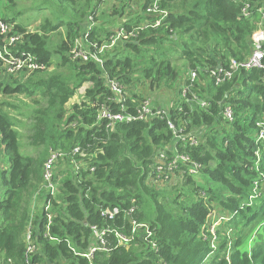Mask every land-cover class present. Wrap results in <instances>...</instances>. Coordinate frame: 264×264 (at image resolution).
Wrapping results in <instances>:
<instances>
[{
    "label": "trees",
    "instance_id": "trees-1",
    "mask_svg": "<svg viewBox=\"0 0 264 264\" xmlns=\"http://www.w3.org/2000/svg\"><path fill=\"white\" fill-rule=\"evenodd\" d=\"M153 1L140 2V13L131 10L133 16L114 30L105 24L116 20L107 18L125 6L107 9L104 0L39 4L51 7L52 14L54 4L62 9L67 5L66 12L77 21L70 23L65 39L49 41L40 31L26 36L24 47L44 63L51 65L54 54L61 57L57 72L38 70L25 80L0 83L5 96L33 98L36 90L41 92L28 113L26 145L17 117L4 110L6 104L19 107L0 99V148L7 156L0 172V264H28L29 230L36 246L31 263L264 264V142L257 140L258 124L264 122L262 70L239 69L220 85L211 75L218 66L226 70L232 59L252 54L254 34L264 25V0H160L167 16L158 27H145L159 18L146 12ZM247 3L249 16L242 11ZM90 16L96 24L90 32L93 43H108L120 29L134 32L130 39L105 49L103 63L77 59L71 52ZM108 76L132 91L126 103L131 113L143 99L132 88L138 79L151 90L173 84L178 103L169 109V118L155 115L107 129V120L99 119L101 109L120 112L106 85ZM85 83L91 85L82 102L67 109ZM194 95L208 105L202 107ZM226 106L234 111L233 121L222 115ZM169 119L185 139L176 137ZM190 135L197 143L189 141ZM21 146L32 147L31 155L22 154ZM174 148L196 161L200 173L190 175L188 166L180 165L173 182L155 185L151 172L160 154L172 157ZM54 151L64 155L54 168L57 192L48 195L44 174ZM46 202L51 204L49 211L39 207ZM113 208L120 210L114 219L102 216L103 210ZM212 209L217 216L209 223ZM214 220L219 221L215 235L210 230ZM94 225L111 226L127 240L109 232L102 247ZM146 226L158 250L146 241ZM95 246L100 249L87 257Z\"/></svg>",
    "mask_w": 264,
    "mask_h": 264
},
{
    "label": "built area",
    "instance_id": "built-area-1",
    "mask_svg": "<svg viewBox=\"0 0 264 264\" xmlns=\"http://www.w3.org/2000/svg\"><path fill=\"white\" fill-rule=\"evenodd\" d=\"M107 1V0H104ZM160 0H154L148 8L147 12L149 14L160 15L154 23L146 25L145 27L152 26L154 28L158 27L162 21L167 16V12L162 10L159 6ZM244 15L249 16L250 14V4H246L242 9ZM94 16L89 17V25L87 30L82 35L81 38H76L72 48V54L77 59H83L84 61L95 60L99 63H103L101 54L103 51L109 47L114 46L121 39H130L134 36V32H127L125 29H120L117 34L112 35L109 38L108 43L99 45L93 43L90 39V32L95 27ZM32 29L29 28L26 31H19L15 23L9 22L5 19L0 18V83L11 82L14 79H27L25 77H30L31 74L35 73L38 70H47L51 68V65L44 63L41 59L37 57L35 53L26 49L24 47L26 36L32 34ZM253 52L252 54L245 58L244 60L232 59L230 67L228 69H223L221 66L213 69L211 71L212 77H214L216 84L220 85L226 80H229L233 77L234 73L239 69H260L262 70V85L264 87V25L260 24L259 28L256 30L253 37ZM94 49V51H93ZM106 74V73H105ZM197 78L196 71L191 72V80L194 81ZM106 79L107 87L114 93L115 100L114 104L120 112H115L113 108L103 107L101 109L99 119L107 120V129L114 127L116 123L120 122H130L132 120H144L148 117L155 115L167 116L170 117L169 109L174 105V102L155 105L154 102L145 101L140 103L136 107V112L131 113L127 106V89L124 84L120 82L117 78L109 77ZM192 85L185 86L183 89L182 97L186 98L188 91H190ZM202 107H206L208 103L202 99H199L196 95L193 97ZM94 105H97L94 103ZM223 117L228 121L234 120V111L230 106H226L222 111ZM169 126L173 129L177 138L185 139L182 135H179V131L173 121L168 120ZM261 127L259 131L257 140L264 142V122L258 124ZM188 139L191 143H197V138L194 135L188 136ZM74 152H78V148ZM64 155L62 152L54 151L52 152L50 158L47 160L44 174V190L50 194H56L57 192V183L55 182V165L59 159ZM180 165L188 166V174L198 175L200 173V165L191 159V157L186 153H181L177 148H174L172 157H168L165 152H162L159 156V161L155 164L151 173H154L152 182L155 185L163 186L164 183L172 180V177H175ZM183 173V172H182ZM258 185V184H256ZM45 210L49 211L51 204L46 202L43 204ZM120 210L118 208L106 209L102 211V216L107 219H114L118 215ZM47 218L49 224L52 221V214L48 213ZM221 217L220 219H223ZM212 223V233L215 235L214 228L216 223ZM94 236L97 238L99 244L103 247L105 245V235L109 232L115 231L117 237L123 240H127L123 235L118 231L111 228V226L100 227L98 225L92 226ZM147 235L146 241H148L152 248L158 250V244L153 238L152 232L149 227L146 226ZM47 235L49 233L47 232ZM216 238L212 242L213 249H216ZM100 249V247L95 246L89 254H85L89 257L95 250ZM36 250V246L33 244V235L32 231L29 230L26 235V257L28 264H38L31 263L30 259L33 253Z\"/></svg>",
    "mask_w": 264,
    "mask_h": 264
},
{
    "label": "rangeland",
    "instance_id": "rangeland-1",
    "mask_svg": "<svg viewBox=\"0 0 264 264\" xmlns=\"http://www.w3.org/2000/svg\"><path fill=\"white\" fill-rule=\"evenodd\" d=\"M96 1L97 0H95V2ZM142 1L144 2L146 0H133V2L125 1V0L104 1L103 7H106L107 9H110L112 5L114 4H116L117 6L116 9H119L122 6H125L124 11L122 12L120 11V13L116 14L115 17L107 18V19L116 20V22L112 24L107 22L105 26L106 27L109 26L108 28H112V30H114V28H117V26L120 24V21L125 22L133 16V15H129L131 10H136L138 11V13H140L141 5L139 4L140 2L142 3ZM41 3H42V0H15V2L11 4L10 2L6 0H1L0 1V18L2 19L5 17L8 20H10V22L12 23L19 24L23 26L24 28H31L32 32L40 31V33H44V35L49 39V41H51V39L58 40L60 39L59 37H61L62 39H65L67 37V30H68L70 23L72 22L76 23L77 20H75V18L71 16L70 12H66L67 5H65L64 8L62 9L60 8V6L54 4V12L52 14V8L49 6L48 7L42 6L44 8H41L39 6V4ZM101 10L103 9L101 8L99 13H102ZM49 22L51 23V25H49ZM58 25H60L59 29L52 30L51 26H58ZM60 60H61V57L58 54H54L52 57L51 68L47 69L48 71L45 74H52V73L57 72V69H58L57 64L60 62ZM25 78H29V77H25ZM33 78L35 79L36 77H33ZM19 80H25V79L21 78ZM90 85L91 84L85 83L83 87L79 89L76 96H74L66 104V108L70 110L73 104L82 102V100L84 99L83 98V95L85 93L84 91ZM132 88H135L134 89L135 93L142 94L143 99L142 100L140 99L141 103L145 101H150V100H152V102H154L155 105H158L160 103L166 104L168 102L169 103L174 102V106H176V104L178 103L177 99L176 100L173 99L176 97V92H177L173 84L167 85V86H161L159 88H155L151 90V88L149 89L147 82H142V80L138 79L134 82V86H132ZM128 89H127V93L128 94L130 93L129 95H131L132 91L130 90L128 91ZM35 95L37 96L33 98H29L26 95L5 96V95L0 94V99L2 101L6 100L12 105H16L19 107V109H14L11 105L6 104L4 106V110L8 111L13 116L17 117L18 119L17 126L20 129L21 134L23 135L22 142L25 145H26V136H27L26 133H27L29 123H30L29 118H28L29 116L28 113H30L33 99L40 98L41 92L39 90H36ZM20 143H21V138H20ZM30 148L32 147L21 146V153L24 155H31L32 150ZM6 159H7V156L2 153V149L0 148V172L2 169L6 168V165H7ZM174 178L175 177H172V180L169 183L173 182ZM2 195H3V189L0 188V198L2 197ZM216 216H217V210L212 209V214H211L209 223ZM214 222L215 220L213 221V223ZM216 223H217L216 225H218L219 221H217ZM216 227L214 228L215 233H216ZM210 230L212 231V226L210 227Z\"/></svg>",
    "mask_w": 264,
    "mask_h": 264
},
{
    "label": "clouds",
    "instance_id": "clouds-1",
    "mask_svg": "<svg viewBox=\"0 0 264 264\" xmlns=\"http://www.w3.org/2000/svg\"><path fill=\"white\" fill-rule=\"evenodd\" d=\"M153 3V2H152ZM148 8V7H147ZM146 12H147V9H146ZM148 13V12H147ZM149 14V13H148ZM159 18H160V15H159ZM163 20V19H162ZM7 21H9V20H7ZM10 22V21H9ZM16 26H17V24H16ZM27 29H29V28H26V30ZM37 32V31H36ZM33 34V33H32Z\"/></svg>",
    "mask_w": 264,
    "mask_h": 264
},
{
    "label": "crops",
    "instance_id": "crops-1",
    "mask_svg": "<svg viewBox=\"0 0 264 264\" xmlns=\"http://www.w3.org/2000/svg\"><path fill=\"white\" fill-rule=\"evenodd\" d=\"M42 205H43L42 203H41V204H39V207H40V208H42Z\"/></svg>",
    "mask_w": 264,
    "mask_h": 264
}]
</instances>
